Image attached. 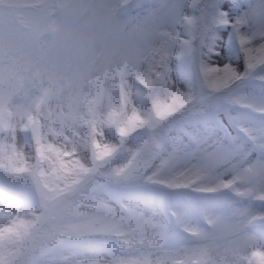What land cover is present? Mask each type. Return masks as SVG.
<instances>
[{
	"label": "snow or ice",
	"instance_id": "obj_1",
	"mask_svg": "<svg viewBox=\"0 0 264 264\" xmlns=\"http://www.w3.org/2000/svg\"><path fill=\"white\" fill-rule=\"evenodd\" d=\"M0 264H264V0H0Z\"/></svg>",
	"mask_w": 264,
	"mask_h": 264
}]
</instances>
